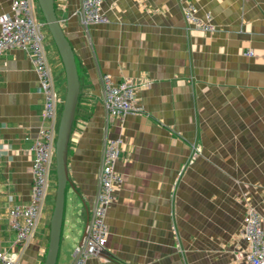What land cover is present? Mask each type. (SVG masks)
Instances as JSON below:
<instances>
[{"label": "crops", "instance_id": "0c3cea01", "mask_svg": "<svg viewBox=\"0 0 264 264\" xmlns=\"http://www.w3.org/2000/svg\"><path fill=\"white\" fill-rule=\"evenodd\" d=\"M189 2L199 17L213 16L214 33L186 22ZM55 5L81 81L68 157L67 194L74 193L63 225L72 245L63 264H74L85 238L109 139L122 141V183L106 215L103 259L95 263L246 264L244 217L249 207L264 217V0L108 1L102 11L109 22L88 27L82 0ZM10 11L11 0H0V15ZM41 15L36 4V19L45 23ZM42 31L59 111L65 71L47 27ZM105 74L136 86L142 114L107 113ZM44 102L28 55L11 49L0 56V251L17 264H43L48 250L52 169L27 245L16 242L10 219L13 207L30 201L31 149L46 124Z\"/></svg>", "mask_w": 264, "mask_h": 264}, {"label": "built area", "instance_id": "2783aa9c", "mask_svg": "<svg viewBox=\"0 0 264 264\" xmlns=\"http://www.w3.org/2000/svg\"><path fill=\"white\" fill-rule=\"evenodd\" d=\"M116 0H82L83 24L88 27L106 24L109 18L103 13L105 2ZM36 0H11L9 14L0 15V56L11 49L25 52L35 70L44 96L42 119L46 123L40 130L31 149L34 154L33 184L28 204L15 206L10 211L11 226L16 232V242L27 245L35 236L38 222L48 195L50 175L55 161L59 97L54 86L51 69L44 46L45 23L36 19ZM38 5V4H37ZM186 22L193 28L214 33L213 16H198L196 6L189 2L183 8ZM104 101L107 113L118 119L143 113L136 95V86L130 81L115 83L108 74L103 76ZM122 141L109 139L103 150L102 170L96 203L82 244L74 252V264H97L102 260L108 239L106 215L115 199V190L122 183L116 170ZM242 237L247 243L246 264H264V217L255 207H249L243 221ZM0 264H17L9 254L0 251Z\"/></svg>", "mask_w": 264, "mask_h": 264}, {"label": "water", "instance_id": "95a60500", "mask_svg": "<svg viewBox=\"0 0 264 264\" xmlns=\"http://www.w3.org/2000/svg\"><path fill=\"white\" fill-rule=\"evenodd\" d=\"M36 1L45 20L48 32L61 58L67 84L55 145L56 197L50 220L48 250L43 262V264H57L63 240L67 191L70 185L68 169L69 143L79 102L81 84L75 51L58 18L55 0Z\"/></svg>", "mask_w": 264, "mask_h": 264}, {"label": "rangeland", "instance_id": "374dc122", "mask_svg": "<svg viewBox=\"0 0 264 264\" xmlns=\"http://www.w3.org/2000/svg\"><path fill=\"white\" fill-rule=\"evenodd\" d=\"M73 191H69L68 194H67V200H66V203H67V208L69 206H71V203H72V197H73ZM72 243H71V240H68L66 238V233L65 231L63 232V240H62V243H61V247H60V258L58 260V263L57 264H63V257H64V254L66 253V251L69 250L70 252V247H71Z\"/></svg>", "mask_w": 264, "mask_h": 264}, {"label": "trees", "instance_id": "16d2710c", "mask_svg": "<svg viewBox=\"0 0 264 264\" xmlns=\"http://www.w3.org/2000/svg\"><path fill=\"white\" fill-rule=\"evenodd\" d=\"M41 17H42V20L45 22V20H44L42 15H41ZM62 108H63V105L61 106V108L58 111L59 116L61 115ZM76 113H77V109H76ZM75 119H76V115H75ZM74 123H75V121H74ZM73 126H74V124H73ZM52 175L54 176V178L56 180L55 161H54V164H53V167H52ZM48 240H49V234H48Z\"/></svg>", "mask_w": 264, "mask_h": 264}, {"label": "bare ground", "instance_id": "6f19581e", "mask_svg": "<svg viewBox=\"0 0 264 264\" xmlns=\"http://www.w3.org/2000/svg\"><path fill=\"white\" fill-rule=\"evenodd\" d=\"M81 82V81H80Z\"/></svg>", "mask_w": 264, "mask_h": 264}]
</instances>
